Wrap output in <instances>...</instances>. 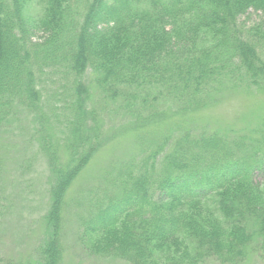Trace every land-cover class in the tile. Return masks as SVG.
Wrapping results in <instances>:
<instances>
[{
  "label": "trees",
  "instance_id": "obj_1",
  "mask_svg": "<svg viewBox=\"0 0 264 264\" xmlns=\"http://www.w3.org/2000/svg\"><path fill=\"white\" fill-rule=\"evenodd\" d=\"M251 12L262 15L254 26L242 20ZM87 71L100 103L85 94ZM225 86L264 89V0H0V130L29 111L44 156L62 166L51 188L56 216L58 190L102 147L111 117L158 132L106 176L121 189L97 198L85 222L82 243L95 256L235 264L254 254L264 264V118L188 127L204 121L200 112L220 103ZM52 97L61 115L45 111ZM56 132L68 162H58ZM57 233L44 252L53 263L62 257Z\"/></svg>",
  "mask_w": 264,
  "mask_h": 264
},
{
  "label": "rangeland",
  "instance_id": "obj_2",
  "mask_svg": "<svg viewBox=\"0 0 264 264\" xmlns=\"http://www.w3.org/2000/svg\"><path fill=\"white\" fill-rule=\"evenodd\" d=\"M242 20L254 26L262 20V15L251 12ZM39 35L42 38V33ZM93 77L91 71L85 73V83L91 89L85 93L90 96V104L103 99ZM45 87L48 89L45 94L52 95V86ZM220 92V103L199 115L200 119L210 123L209 126L204 121H190L188 127L193 128V131L217 130L215 127L221 128L223 125L237 129L258 123L264 118V89H230L225 86ZM54 93L63 98L71 94ZM51 101V109L45 111L49 113L57 109L61 115L64 110L56 105L55 97ZM19 111L20 115L12 131L0 130V264H133L118 257L107 258L88 253L82 243L85 238V222L96 213L93 203L97 198L109 197L121 189V185L110 186L114 184L106 180V176L111 174L112 178L120 167L134 160L147 142L151 143V136L154 139L153 134L158 132L148 128L139 134L127 130L134 118L126 119L122 115L119 118L118 114L111 117L112 122L104 130L105 142L102 147L92 156L88 165L77 169L75 176H70V180H66L67 184L65 182L61 191L58 190L61 202L57 203L60 210L57 211L56 206V216L52 212L55 199L51 188L55 186L60 174L57 169H62V166L52 168L42 152L39 135L35 133V121L24 107ZM55 125L61 132L65 130L63 120H58ZM53 141L58 162H68L71 152L65 149L62 133L56 132ZM258 176L257 180L262 182V172H258ZM51 213L53 221L49 220ZM56 231H59L56 244L59 249L62 248V257L58 263H53L44 252L52 244L51 236ZM256 261L257 257L250 254L246 261L235 264H255ZM206 264L221 263L209 261Z\"/></svg>",
  "mask_w": 264,
  "mask_h": 264
}]
</instances>
